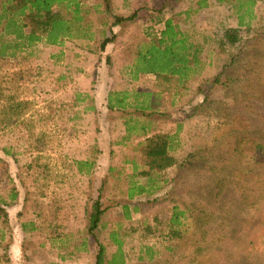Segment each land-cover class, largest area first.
Here are the masks:
<instances>
[{"label":"rangeland","instance_id":"rangeland-1","mask_svg":"<svg viewBox=\"0 0 264 264\" xmlns=\"http://www.w3.org/2000/svg\"><path fill=\"white\" fill-rule=\"evenodd\" d=\"M78 1L91 38L76 33L58 45L27 44L4 30L7 16L0 23V209L8 212L7 220L0 214V264H11L13 255L16 264H94L98 245L85 228L100 180L107 210L97 236L106 260L117 252L109 238L115 232L124 240V264H264V159L236 140L264 126V37L246 43L232 71L240 83L229 97L211 82L226 61L217 50L220 32L238 27L236 0H110L114 15H136L112 27L104 51L112 15L103 0ZM5 10L0 2V15ZM58 12L70 20L67 8ZM253 14L251 28L263 33L264 0H255ZM166 20L203 45L206 62L185 86L171 80L170 90L148 93L152 109L144 114H151L154 134L175 139L177 164L160 175L173 185L169 196L132 202L131 183L146 182L132 173L145 164L146 143L123 139V122L149 117L133 110V97L125 111H109L104 95L150 84V77L133 79L134 60ZM14 23L27 37L30 25ZM107 146L111 153L102 152ZM191 152L197 167L180 169ZM84 160H96L90 176L77 171ZM173 208L183 212L179 224L170 222Z\"/></svg>","mask_w":264,"mask_h":264},{"label":"trees","instance_id":"trees-1","mask_svg":"<svg viewBox=\"0 0 264 264\" xmlns=\"http://www.w3.org/2000/svg\"><path fill=\"white\" fill-rule=\"evenodd\" d=\"M2 4L6 5L4 14L0 15V23L2 19L9 18L5 24L4 30L9 31L10 35H15L16 40H23L27 44H32L37 41L44 40L48 45H58L64 38L72 39L77 33V37L91 38L88 35L86 28L90 27V24L84 23V17L86 10H83L78 0H0ZM104 11L112 15L113 23L110 24L107 36L104 32L103 39L100 43V50L104 51L106 46L110 44L114 39L112 27L118 26L124 21L133 20L136 14L130 17L122 18L113 14L110 0H103ZM255 0H236L235 1V14L238 20L237 28H227L220 32V37L217 41V50L221 55L226 56V61L222 65L219 73L212 79V86H218L229 97L234 96L235 86L239 82V78H235L232 75V71L237 66L242 56L246 53V43L256 39L257 37H264L262 32H258L251 28V19L254 17L253 7ZM60 8H67L71 14L70 20H64L59 14ZM9 14V16H8ZM246 15V16H245ZM246 17L248 20L246 21ZM14 18L20 22H27L31 27V31L26 37L22 34L20 27L14 23ZM82 23L85 24L81 25ZM27 26V24H25ZM245 29V30H243ZM252 33L254 35H252ZM20 45L16 46L19 47ZM0 50V56L3 55V51ZM204 47L200 42H194L191 38L175 25L172 20H166L164 22V29L160 31L158 38L151 39V41L140 51L134 60L133 65V77L138 75H144L150 77L151 80L149 87L156 93L161 91L170 90V84H167L173 80L176 87L185 86L189 81L202 75L205 67V59L203 57ZM162 80V81H160ZM163 82V83H162ZM210 86V88H212ZM206 96V91L203 90ZM149 92H143L142 94L124 92H110L107 99V108L109 111L120 110L125 111L127 109L126 101L129 97H133L134 100L138 99V96H144L148 98ZM134 95V96H133ZM144 99V104L141 105L137 102L131 103L134 111H139L140 116L149 117L144 118L139 122V118H128L124 120V134L123 139H130V136L135 134L137 137L145 139V146L143 156L145 158V164L140 170V167L135 166L132 168L134 177L146 179L145 183L132 182L131 187L127 190V200L136 201L139 197H146L149 201L163 199L169 196L173 185H170L169 181L161 180L160 175L167 169L175 166L177 160L174 156L177 146L175 147V139L167 134H154L152 132V120H150L151 114H144L145 110L152 109L149 105V98ZM174 98L172 99V102ZM206 101V99H205ZM203 100V103H205ZM174 104V103H171ZM20 107V105H19ZM93 110V106L88 108ZM139 116V117H140ZM141 119V118H140ZM135 132H138L137 134ZM140 132V133H139ZM237 142L241 145L246 143L252 149V151L258 152L261 158L264 159V126L261 129L249 130L241 136L236 137ZM108 146H111V139H106ZM99 144V142H98ZM97 145V144H94ZM108 146L105 147L102 152H109ZM98 147V146H97ZM194 152L187 153L186 156L180 161V169H191L198 165V160L195 159ZM254 165L259 163L257 158H254ZM96 160H84L77 162V171L81 175L90 176L93 169H96ZM0 163L2 160L0 159ZM138 174H136V171ZM91 178V177H90ZM104 186V181H99V186L96 190L98 194L97 199L92 203L89 214L87 216L86 233L97 243L98 251L95 256L94 264H124V252L122 245L124 240L115 232H112L109 238L113 243L117 245V252L112 256L110 260H106L105 247L98 240L97 231L102 228L100 224L102 214L107 210V207L103 206L101 200V193ZM16 199L15 192H12L10 201L13 203ZM141 199V198H140ZM4 205L6 202H3ZM137 204H133V208L137 209ZM125 211L128 210V204H124ZM174 209V213L171 218V223L179 224V216L183 215V212ZM0 214L4 220L8 219V212L5 209H0ZM127 215V214H126Z\"/></svg>","mask_w":264,"mask_h":264},{"label":"crops","instance_id":"crops-1","mask_svg":"<svg viewBox=\"0 0 264 264\" xmlns=\"http://www.w3.org/2000/svg\"><path fill=\"white\" fill-rule=\"evenodd\" d=\"M145 77H147V76H144V75H138L137 77H133V79H135V80H143V79H145ZM143 78V79H142ZM137 89H139V90H137ZM129 91H134V93L135 94H142L143 92H152V89L149 87V85L148 86H143L142 84H140V82H137L136 84H134V85H130V89H128ZM128 90H124V91H127L128 92ZM111 90L110 89H108L107 90V92H106V94L104 95V97H108L107 95L109 94V92H110ZM121 91H123V90H121ZM141 97H143V99L141 98ZM138 98L139 99H136V100H134L133 102H137L138 104H143V105H145L144 104V99H146V98H144V96L142 95H140V96H138ZM104 99V98H103ZM97 100H99V99H97ZM107 102V101H106ZM106 102L103 100V101H99V103H97L95 106H93L94 108H95V110H97L102 104H104V106L106 105ZM107 104H108V102H107ZM142 105V106H143ZM150 105V104H149ZM145 106H147V105H145ZM125 135V134H124ZM122 138H124V136L122 137ZM131 139V141H138V140H140L141 138L140 137H137V136H133V137H131L130 138ZM114 142H111V145L113 144ZM23 229V228H22ZM0 235H2V230L0 229ZM14 249V248H13ZM14 255L13 256H11L10 257V259H11V264H16L15 263V260H14Z\"/></svg>","mask_w":264,"mask_h":264}]
</instances>
